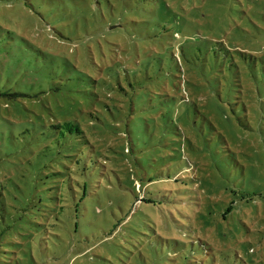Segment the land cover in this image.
Here are the masks:
<instances>
[{
	"label": "rangeland",
	"instance_id": "obj_1",
	"mask_svg": "<svg viewBox=\"0 0 264 264\" xmlns=\"http://www.w3.org/2000/svg\"><path fill=\"white\" fill-rule=\"evenodd\" d=\"M0 264H264V0H0Z\"/></svg>",
	"mask_w": 264,
	"mask_h": 264
},
{
	"label": "trees",
	"instance_id": "obj_2",
	"mask_svg": "<svg viewBox=\"0 0 264 264\" xmlns=\"http://www.w3.org/2000/svg\"><path fill=\"white\" fill-rule=\"evenodd\" d=\"M66 128L69 129L68 131L70 133H74L76 131L77 135H82L81 127L77 123L65 122L63 125L59 126V133L63 135L64 134L63 129Z\"/></svg>",
	"mask_w": 264,
	"mask_h": 264
}]
</instances>
